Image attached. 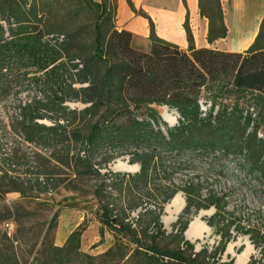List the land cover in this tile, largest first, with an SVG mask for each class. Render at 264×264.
I'll use <instances>...</instances> for the list:
<instances>
[{"label":"trees","instance_id":"trees-1","mask_svg":"<svg viewBox=\"0 0 264 264\" xmlns=\"http://www.w3.org/2000/svg\"><path fill=\"white\" fill-rule=\"evenodd\" d=\"M59 1L0 0V100L11 93V83L17 85L32 75L27 78L29 83L51 84L56 101L49 105L57 111L66 110L62 106L65 102L85 105L80 111L68 112L74 118L80 117L81 125L72 126L73 120L61 113L47 126L39 123L47 118V112L42 113L38 107L42 101H31L20 108L11 128L27 143L46 149L61 146L63 165L100 181L93 194L102 221L112 228L115 239L105 252L93 256L81 250L82 229L77 227L62 246L43 244L39 257L29 264H215V253L225 249L231 229L251 234V243L256 249L261 247V263L264 262L262 224H247L246 229L233 212L225 210L224 196L213 192L203 196L199 185L192 181L182 188L171 181L157 189L150 185L161 174L169 179L178 170L179 162L171 159L165 165V161L172 158L173 152L174 157L181 154L185 133L213 132L221 139L242 135L246 136L245 140L264 147V140L257 138L264 122V15L252 45L237 53L195 48L188 13L183 23L186 50L158 38L153 22L145 14H139L148 20L149 29V45L140 49L134 46L131 32L115 26L116 0L99 3L64 0L70 6L66 12L69 22H74L83 12L93 16L89 54L78 60L77 54L63 56L62 52L70 49L86 26L78 25L67 36L52 34L53 43L44 40L42 32H36L41 24L47 27L55 19L58 10L54 5ZM126 2L134 10L131 0ZM198 8L200 16L208 20L207 43L212 45L226 38L220 1L198 0ZM49 33L55 32L47 31L46 35L50 36ZM23 68L34 71L20 72ZM39 73L42 75L38 76ZM230 97L232 106L223 103ZM205 98L208 103H202ZM218 100L221 102L215 109ZM246 100L249 104L243 107L240 102ZM204 104L209 105L203 109ZM152 106H165L178 114L175 126L166 127L163 123L166 136L158 129L157 112ZM248 129L251 132L247 133ZM103 148H133L128 163L139 165V171L132 175L102 174L94 168L92 158ZM2 155L0 179H5L9 170L4 166L10 169L13 164ZM51 182L52 177L37 175L30 177L25 185L48 195ZM107 186L116 196L107 191ZM179 191L184 195L185 207L167 233L160 223L161 211ZM142 200L154 203L157 212L142 208L132 223L130 215L141 208ZM210 208L214 213L206 224L216 229L220 247L209 252L203 246L195 251L194 245L184 239V231L191 216ZM55 217L46 234L53 229ZM0 264L19 262L12 253L3 256L0 252ZM248 264H260V261L251 258Z\"/></svg>","mask_w":264,"mask_h":264},{"label":"rangeland","instance_id":"rangeland-1","mask_svg":"<svg viewBox=\"0 0 264 264\" xmlns=\"http://www.w3.org/2000/svg\"><path fill=\"white\" fill-rule=\"evenodd\" d=\"M93 1L100 2V0ZM219 1L222 8V0ZM54 7L58 10L53 16L55 19L47 27L41 24L36 32H42L45 34L44 40L48 39L53 43L55 38L52 34L57 32L60 35L67 36L78 25L86 26L70 49L67 52H62L63 56L77 54L79 56L78 60H84L90 51L89 43L91 41L93 16L83 12L74 22H69L66 18V12L70 9L68 3L60 0ZM136 11L138 15H146L140 8L136 7ZM210 13L209 11L208 14ZM64 14L65 16L62 17ZM115 26L118 29L120 28L117 10ZM51 30H54L55 33H49L51 35L47 36V31ZM133 44L136 48L146 49L149 41L133 34ZM25 70L34 71L33 68H23L20 72ZM37 75L41 76L42 73ZM29 76L32 75L26 76V79H22L17 85L11 83V93L0 100V154L11 159L13 164L10 169L4 166L6 170H9V175L5 179H0V252L3 256L12 253L19 264H29L33 259L39 257L43 244L51 243L60 247L64 244L69 233L80 227L82 229L81 250L87 254L97 256L112 246L115 239L112 228L102 221L99 204L93 194L96 185L100 181L92 176L77 174V169H71L63 165L60 161L61 158H64L61 146L46 149L27 143L18 132H13L11 128V121L19 114L20 108L31 101H42L38 107H40L42 113L47 112V118L39 121V123L47 126H51L61 113L68 119L73 120L72 126L81 125L80 117L74 118L68 112L72 110L80 111L85 105L79 102H65L62 106L66 110L64 112L57 111L56 107L49 105L50 102L56 101L55 91L49 87L51 84L46 86L42 84V81L29 83L27 79ZM44 100H47L48 103H45ZM247 100L240 102V104L245 107L249 104ZM201 101L202 103L205 101L208 103L206 98ZM220 102L221 100L217 101L215 109L218 108ZM223 103L232 106L233 98L230 97ZM208 105L204 104L203 109ZM152 107L157 112L158 129L166 136V128L163 123L166 127H173L177 124L178 116L175 113L176 124L171 126L162 119L160 114L165 106ZM167 110L174 113L169 108ZM140 112H143V110ZM249 132H251V129H248L247 133ZM245 137L239 135L221 139L213 132L191 131L185 133L181 139L183 140L182 145H180L183 150L181 154L174 157L175 152H173L172 158L165 161V165H169L172 162L171 159L174 162H179L180 167H178V170L174 171L169 178L170 180L160 173L161 179L159 177L154 178L150 185L152 188L157 189L163 184L169 185L171 181L175 186L182 188L184 184L192 181L199 185L203 196H207L209 192L224 196V201L227 203L225 210L233 212L235 218L240 219L246 229L248 228L247 224L252 226L258 223L262 224L261 230L264 232V147L245 140ZM257 138L264 140V122L260 124ZM186 146H190L191 149ZM133 150V148L127 150L103 148L94 154L92 163L96 164L94 168L99 169L102 174L111 172L113 174L132 175L134 173L117 170L115 166L118 162L129 164V154ZM109 157H111L110 160L107 159ZM37 175L52 177L51 190L48 195L39 192L34 187H26L27 180L30 177L35 178ZM107 185L109 186L108 183ZM108 186L107 191L116 196V192L109 191ZM178 193L182 194L183 199V193L179 191L176 194ZM167 204L163 206L161 211L160 223L163 229L170 233L182 211L174 222L166 226L162 219L165 216L164 210ZM142 208L157 212L154 203L143 201L141 208L131 213L129 220L132 223H135L138 219L137 214ZM212 209L201 210L205 211V215L201 216L200 220L206 226L207 219L213 215L214 209L213 211ZM201 211L191 216L190 222ZM54 215H56L54 227L46 234L48 225ZM207 227L209 235L195 238L192 241L188 240L183 234L184 239L194 245L195 251L200 250L203 246L209 252L220 247V236L216 229ZM230 234L231 238L225 249L222 252L216 251L215 264H237V256L241 255L247 245L251 246L252 252L246 264L250 262L251 258L256 262L260 261V264H264V262L261 263L263 261L261 247L257 249L254 247L250 239L251 234L236 233L232 229ZM229 245H233L231 252L228 251Z\"/></svg>","mask_w":264,"mask_h":264},{"label":"crops","instance_id":"crops-1","mask_svg":"<svg viewBox=\"0 0 264 264\" xmlns=\"http://www.w3.org/2000/svg\"><path fill=\"white\" fill-rule=\"evenodd\" d=\"M132 10L126 0L117 2V18L120 29L148 39V20L139 16L136 7L142 9L154 24L158 38L187 49L183 29L188 13L189 27L195 48H212L225 52L247 50L259 31L264 15V0H225L221 2L227 36L209 45L206 41L208 20L199 14L198 0H131Z\"/></svg>","mask_w":264,"mask_h":264},{"label":"bare ground","instance_id":"bare-ground-1","mask_svg":"<svg viewBox=\"0 0 264 264\" xmlns=\"http://www.w3.org/2000/svg\"><path fill=\"white\" fill-rule=\"evenodd\" d=\"M162 119L168 123L169 125L176 124V115L172 111L167 110L166 107L163 108L162 112L160 113ZM115 169L134 173L138 170V165H130L126 163H120L115 166ZM183 207V199L182 196L178 193L176 194L172 200L166 205L165 207V216L163 217V223L168 226L172 222L175 221L176 216L178 215L179 211ZM202 212V213H201ZM198 216L194 217L193 220L190 222V225L187 228L186 236L189 240H193L195 238H201L204 235H209L208 227L200 220V217L205 215V211H201ZM233 245L228 246V251L231 252ZM252 252V248L250 245H247L246 249L241 253V255L237 256L236 263L237 264H246L249 258V255Z\"/></svg>","mask_w":264,"mask_h":264},{"label":"water","instance_id":"water-1","mask_svg":"<svg viewBox=\"0 0 264 264\" xmlns=\"http://www.w3.org/2000/svg\"><path fill=\"white\" fill-rule=\"evenodd\" d=\"M174 111V113H176V115L178 116V114H177V112L175 111V110H173ZM139 169H140V167H139V165H138V170L136 171V172H134V173H137L138 171H139ZM182 195V194H181ZM184 207H185V201H184V198H183V207L181 208V210L179 211V213L184 209ZM212 211H213V209H212ZM178 213V214H179ZM214 213V212H213ZM178 216V215H177ZM177 216H176V218H175V220L177 219ZM163 222V221H162ZM190 225V223L188 224V226ZM186 231H187V229H186ZM186 231L184 232V235H185V237L187 238V236H186ZM188 239V238H187ZM189 240V239H188Z\"/></svg>","mask_w":264,"mask_h":264}]
</instances>
